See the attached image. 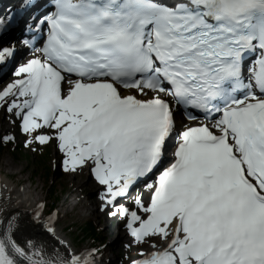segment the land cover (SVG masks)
<instances>
[{"label": "snow or ice", "instance_id": "1", "mask_svg": "<svg viewBox=\"0 0 264 264\" xmlns=\"http://www.w3.org/2000/svg\"><path fill=\"white\" fill-rule=\"evenodd\" d=\"M39 3L0 18V66L17 43L32 56L0 90L26 146L55 141L63 170L88 167L110 215L144 183L148 203L125 210L150 248L134 264H264V0Z\"/></svg>", "mask_w": 264, "mask_h": 264}, {"label": "bare ground", "instance_id": "2", "mask_svg": "<svg viewBox=\"0 0 264 264\" xmlns=\"http://www.w3.org/2000/svg\"><path fill=\"white\" fill-rule=\"evenodd\" d=\"M9 78L8 76L0 81V87L5 85ZM10 164L8 162L0 166L5 185L0 199V236H9L12 247L21 251L22 262L20 264H104V262L89 263L85 258L81 259L76 256L68 240L59 234L60 229L59 232L54 229L56 224L52 225V220L43 215L46 213L44 198H42L43 187L39 190V187L34 185L31 176H20L27 168L16 171V176L19 178L15 180V176H11L12 173H5L7 168L13 169ZM62 173L64 176L71 177L69 183L76 201L71 210L66 212V216L82 207L81 209L86 211L84 215H81L82 219L96 217L100 211V204L104 201L105 193L98 182L93 179L92 174L86 183H82L78 176L81 173L80 170ZM57 176L63 178L61 174ZM61 230L66 236L64 229L61 228ZM105 230L109 236L114 234L110 227ZM130 237L128 233L120 232L106 247H120L124 242H129ZM0 264L17 263L0 255Z\"/></svg>", "mask_w": 264, "mask_h": 264}, {"label": "rangeland", "instance_id": "3", "mask_svg": "<svg viewBox=\"0 0 264 264\" xmlns=\"http://www.w3.org/2000/svg\"><path fill=\"white\" fill-rule=\"evenodd\" d=\"M12 120L13 117L6 114L3 109H0V136L2 138V136H5L6 134L14 135L15 140H20L21 129L18 126L19 121H17L16 125H14ZM50 145H52L51 149L53 151V156L49 159V162H39V157L30 153V151L27 152V154L30 155V158H27L17 149L7 147L0 152V166L2 164H7L8 162L11 163L10 165H12L13 169H11V167L7 168L5 173H12L11 176H15V180L19 178V176H16V171L27 168L25 173L20 176H31L34 185L36 187L38 186L39 190H42L43 187L42 198H44L45 202V211L48 214L51 213L49 216L59 222L60 229L62 228L66 230V234L75 248L84 252L89 249L92 244H94L93 250H90L87 254H94L99 251L98 254L103 256V258H96L93 261L94 263L107 259L111 256V251L117 253L119 251L122 256L127 248L134 250L133 248L137 245L141 251H144L145 253L149 252L150 248L147 243L139 244L134 242V239H131L129 242H124L120 247H106L114 241V238L120 232L122 234L126 233V222L120 221L115 215H110L113 210L103 212L100 208L98 215L93 219H82L81 215H84L86 211L81 209L82 207H79L76 211L66 216V212L71 210L72 206L76 203L75 197H73L74 195L71 191V185L69 183L71 181V177L64 176V173H62L65 171L63 170L64 157L62 153L57 150L56 142L53 141L52 143H47L48 149L50 148ZM59 174H61V176L63 175L64 179L59 178L57 176ZM78 176L82 183H86L89 180L90 173L88 170H83ZM145 190V187H141L140 190L132 193L128 196V198L123 199L120 202L130 206L132 209H135L134 202L137 198L142 196L144 203L147 204L150 198V191L147 192ZM52 192L54 193L52 194ZM119 217L121 216L119 215ZM89 223L93 225V230H88L87 224ZM107 227H110L112 232H114L112 236H109L107 232H105V228ZM106 236L109 237L106 238ZM0 237H2V235ZM132 258L133 259L129 262V264H134L135 261L141 259V256L138 254V256L135 255Z\"/></svg>", "mask_w": 264, "mask_h": 264}, {"label": "trees", "instance_id": "4", "mask_svg": "<svg viewBox=\"0 0 264 264\" xmlns=\"http://www.w3.org/2000/svg\"><path fill=\"white\" fill-rule=\"evenodd\" d=\"M0 138H1V137H0ZM30 147L33 148V147H38V146H37V144H36L35 142H33L32 145H31ZM4 148H5V144L3 143L2 140H0V152L3 151ZM32 148H30V149H32ZM17 149H18V151L21 152L25 157L30 158V157H29L30 155H28L27 152L24 151V149H23L22 146L17 147ZM36 150H37V148L35 149V151H36ZM51 157H52V151H51V150H46V151H44V153L39 157V162H49V159H50ZM31 159H32V157H31ZM53 193H54V192H52V194H53ZM87 228H88L89 231L94 229V227H93V225H92L91 223L87 224ZM130 254H131V253H129V255H130Z\"/></svg>", "mask_w": 264, "mask_h": 264}]
</instances>
